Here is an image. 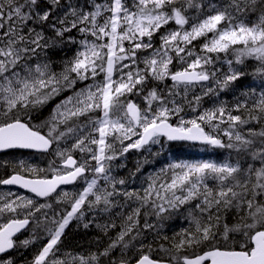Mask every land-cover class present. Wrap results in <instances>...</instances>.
Listing matches in <instances>:
<instances>
[{
	"label": "snow or ice",
	"instance_id": "obj_1",
	"mask_svg": "<svg viewBox=\"0 0 264 264\" xmlns=\"http://www.w3.org/2000/svg\"><path fill=\"white\" fill-rule=\"evenodd\" d=\"M69 47L74 54L57 71L56 52ZM251 61L264 79V0H0V151L54 157L50 178L23 161L0 176V185L45 200L0 194V254L34 225L33 239L19 241L34 242L36 229L46 235L32 264H264V90L243 92L232 105L219 99ZM58 97L34 125L33 115ZM205 98L212 107L202 108ZM175 141L226 149L229 158L170 164L141 189L127 188L135 173L113 174L131 150ZM81 181L75 192H58ZM53 199L66 207L49 215ZM185 206L188 227L171 238L147 219ZM115 207L123 222L114 237V221L96 224L108 237L103 250L57 255L73 219ZM148 231L157 235L145 243ZM0 264L13 262L0 256Z\"/></svg>",
	"mask_w": 264,
	"mask_h": 264
},
{
	"label": "trees",
	"instance_id": "obj_2",
	"mask_svg": "<svg viewBox=\"0 0 264 264\" xmlns=\"http://www.w3.org/2000/svg\"><path fill=\"white\" fill-rule=\"evenodd\" d=\"M212 3L224 4L227 0H210ZM42 6L46 4V1H42ZM158 35L154 39L156 43H159ZM199 43V42H196ZM74 54V49L69 47L65 48L63 51L57 50L54 59L56 61V70H60L61 60L64 57H71ZM147 53H142L141 55H146ZM174 69L179 68L180 65L174 62ZM143 67V65H140ZM226 67V66H225ZM256 67V62L251 61L246 66V72L248 75L238 81L234 90L221 93L220 100L227 102L232 105L235 104L237 98L243 99L241 93L247 92L250 89H254L258 94L260 91L264 90V79L259 75H256L254 69ZM167 85H171V81L165 82ZM163 88L164 85H161ZM196 93L199 94V88L195 89ZM191 96V93H190ZM219 101H217L218 103ZM251 102V101H250ZM213 106V100L205 98L202 108H210ZM195 115L190 113L189 116ZM49 116V105L41 109L38 113L33 115L32 123L34 125L40 124L42 121L47 119ZM46 130V129H43ZM229 158L228 150L211 148L209 146H191L187 144L180 143H170L166 142L165 147L160 149L159 146H154L151 153L147 152H137L131 150L129 155L114 162L116 165L123 164L124 167L114 168L113 174L117 178L129 179L132 173L135 176L131 178L130 182L127 184L128 190L141 189L146 187V181L149 177L159 173L161 169H167L170 164L180 163V162H201V161H215L221 162ZM52 157L50 155H37L25 152H10L0 155V164L7 162L6 167H0V176H6L13 171V167L19 162L23 161L28 165L44 169L45 171L40 173V175L49 174V163ZM139 165L140 171L137 172V166ZM18 170V169H17ZM211 183V182H210ZM11 191L17 195H23L20 192L13 190H5L0 187V194L7 193ZM31 197V196H29ZM122 202V201H121ZM55 206H53L54 208ZM51 210V209H50ZM63 209H59L61 212ZM189 207L185 206L177 212H173L170 215L166 214L163 220H157L155 216L147 217L148 221L154 225H157V231L160 236L172 237L175 233L180 232L183 228L188 227V211ZM122 209L120 207L113 208L108 213H101L95 215L91 212H86L85 218L83 220L73 219L69 225L66 227L64 234L61 237V242L59 244V252L57 255L64 258L66 253H71L73 256L84 255L87 256L90 252H97L103 250V248L108 243V237L104 236L103 232L96 227V224H106L110 221H114L117 224L116 229H111L108 233L109 236H115L116 232L119 230V225L123 222V216L119 215ZM49 215H52L49 213ZM95 215V222L90 224L88 228L84 227V223L93 219ZM225 221L231 225L236 222V219L228 215L225 217ZM3 222V218H0V223ZM144 223V218H141V226ZM32 228L34 225H30L29 229L23 232L20 236L16 238L17 247H15L9 254L8 259H11L13 264H32L34 256L47 242V237L42 229H36V236L34 242L30 243L28 246H22L19 241L24 239H33ZM157 231H148L144 235L147 237L145 243L151 242L157 235ZM163 242L166 246L167 241L158 239L157 243ZM117 253H113L116 255ZM155 255V254H154Z\"/></svg>",
	"mask_w": 264,
	"mask_h": 264
},
{
	"label": "water",
	"instance_id": "obj_3",
	"mask_svg": "<svg viewBox=\"0 0 264 264\" xmlns=\"http://www.w3.org/2000/svg\"><path fill=\"white\" fill-rule=\"evenodd\" d=\"M170 143H180V144H190V145H204V144H201L199 142H191V141H175V142H170ZM9 152H27V153H34V154H44L40 151H37V150H33V149H9V150H4V151H0V155L2 154H6V153H9ZM2 186V185H1ZM70 186H73V185H64V186H61V188L63 187H70ZM3 188H7V189H16V190H19L23 193H26V194H30L34 197V194L33 193H30L28 192L27 190L25 189H21L19 188L18 186H2ZM60 188V189H61ZM59 190V189H58ZM36 198V197H35ZM37 199H40V200H44L43 198H37ZM24 232V231H23ZM22 233V232H21ZM21 233L17 234V236H19ZM16 236V237H17ZM14 237V239L16 238ZM11 252V250L9 251ZM9 252L5 253V254H0V256H3V255H6L8 254Z\"/></svg>",
	"mask_w": 264,
	"mask_h": 264
},
{
	"label": "flooded vegetation",
	"instance_id": "obj_4",
	"mask_svg": "<svg viewBox=\"0 0 264 264\" xmlns=\"http://www.w3.org/2000/svg\"><path fill=\"white\" fill-rule=\"evenodd\" d=\"M66 94H68V93H66ZM61 98H62V97H58L57 99H61ZM57 99L54 100V101H52V102H50L48 105H53V104H55V102L57 101ZM45 155H50V156L52 157L51 160L54 159L53 155H51V154H48V153H47V154H45ZM74 155H76L77 157H79V156L77 155V153L74 154ZM51 175H52V173H51L50 170H49V174H48L47 176L50 178ZM82 183H83V182L81 181V182H79L78 184H75V185L72 186V187L62 188V189L58 190V192L61 191V190H65V191H69V192H75V191H77V190L80 188V185H81ZM0 187H1L2 189H4L1 185H0ZM54 195H55V194H54ZM38 201L41 202V203H44V202H45V200H38ZM47 202L52 203V205L55 206L54 208H52V209L50 210V213H51V214H53V213H55V212H59V209H64V208L66 207V205H64V204H60V205L56 204L54 199H53V200H48ZM15 240H16V238H15ZM2 257H3L4 259H8V254L3 255Z\"/></svg>",
	"mask_w": 264,
	"mask_h": 264
},
{
	"label": "rangeland",
	"instance_id": "obj_5",
	"mask_svg": "<svg viewBox=\"0 0 264 264\" xmlns=\"http://www.w3.org/2000/svg\"><path fill=\"white\" fill-rule=\"evenodd\" d=\"M42 1H46V0H42ZM97 79H99V77L97 78ZM85 83H91V81H86ZM83 85H78V87H82ZM65 95H67V94H65ZM60 99H57V101L55 102V104L59 101ZM55 104H53V105H49V114H50V112H51V110H52V108L54 107V105ZM42 131H44V132H46V130H42ZM69 143H71V141H69ZM74 154H76V153H74ZM77 155L79 156V153H77ZM127 155H129V153L127 154ZM126 155V156H127ZM51 172V171H50ZM48 212L50 213V210H48Z\"/></svg>",
	"mask_w": 264,
	"mask_h": 264
}]
</instances>
